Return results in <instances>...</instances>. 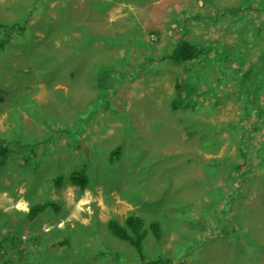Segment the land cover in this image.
Listing matches in <instances>:
<instances>
[{"label": "rangeland", "instance_id": "374dc122", "mask_svg": "<svg viewBox=\"0 0 264 264\" xmlns=\"http://www.w3.org/2000/svg\"><path fill=\"white\" fill-rule=\"evenodd\" d=\"M1 24L26 31L0 33V264H264V0H0Z\"/></svg>", "mask_w": 264, "mask_h": 264}, {"label": "trees", "instance_id": "16d2710c", "mask_svg": "<svg viewBox=\"0 0 264 264\" xmlns=\"http://www.w3.org/2000/svg\"><path fill=\"white\" fill-rule=\"evenodd\" d=\"M17 31V34L25 33V27L19 26L18 24H14L12 26L7 24H1L0 25V33H5L8 38L10 39L13 33ZM8 41L3 40L0 43V49L4 47V45ZM203 55V50L196 44L191 41L185 40V39H179L177 43L175 44V48L172 51L169 58H171L176 63H187L192 62L197 59H199ZM263 56L259 58L257 63L255 64V79H258L257 77L259 74L264 73V66L262 62ZM164 59H168L164 57ZM261 72V73H260ZM256 83H262L261 81H257ZM255 83V93L260 91L261 87H258ZM264 84V81L263 83ZM260 85V84H259ZM183 82L182 80L178 79L176 81L175 89L179 93V96L182 94L183 89ZM3 92V91H1ZM0 92V105L5 100L3 94ZM259 111V114L261 116L259 117L260 120L262 119L264 121V114L261 109L260 105L258 104V107H255V112ZM121 149L118 147L113 151V154L118 157L120 154ZM10 155V149H9V143L6 141H0V167L5 165V163L8 161ZM242 166H236L234 170H237V173L239 174L241 172ZM241 175V174H240ZM65 178L59 177L56 180V186L61 187L65 183ZM67 181L75 187L80 188L81 190H84L87 188L89 184V179L86 173L81 171H74L72 172L69 177L67 178ZM232 201V200H231ZM56 207L52 202H46L41 203L37 205H31L29 212L27 213V218L29 220H34L41 212L45 211L48 207ZM108 230L111 233V235L119 240H122L126 243H129L133 248L136 249V251L139 253L141 259L143 261H146L144 254H143V242L145 238L148 236L149 231L145 229V223L142 218L139 216H128L124 219L123 223L117 221V220H110L107 224ZM150 231L153 233V236L156 239L161 238V226L158 222H154L150 225ZM0 243V247H1ZM169 259H163L162 257H158L156 259H152L150 261H147L149 264H169Z\"/></svg>", "mask_w": 264, "mask_h": 264}]
</instances>
